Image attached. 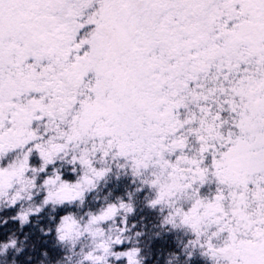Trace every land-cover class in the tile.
<instances>
[{
  "label": "rangeland",
  "instance_id": "obj_1",
  "mask_svg": "<svg viewBox=\"0 0 264 264\" xmlns=\"http://www.w3.org/2000/svg\"><path fill=\"white\" fill-rule=\"evenodd\" d=\"M95 2L101 4L93 15L98 28L110 25L111 44L107 46L113 68H101L90 80L88 73L94 75L96 65L105 66L104 53H96L93 62L84 61L86 79L80 72L72 84L66 83L64 104L53 93L56 81L50 85L51 81L47 84L40 76L32 78L33 91L48 93L53 105L48 154L43 157L49 161L48 168L44 173L35 151L32 157L38 163L33 165L31 179L20 180L23 189H32L28 202L14 209L11 202L0 199V220L4 215L8 220H3L14 222L16 228L0 236V264H53L64 252L77 264H90V258L94 264H137L133 260L136 243L131 249H110L121 230L127 236L130 233L122 213L118 220V211H111L122 205L123 177L131 173L128 181L135 183V173L140 174L147 192L142 195L143 208L155 223L169 228L173 191L169 179L159 180L158 173L171 171L172 157L185 154L183 146L189 140H231L264 147V0H80V27ZM78 28L66 46L74 43ZM33 40V51L44 54L41 41ZM104 45L92 44L96 50ZM155 65H161L162 71ZM207 75H217L218 83L208 81ZM203 78L206 90L197 84ZM71 87L78 90V106L68 90ZM143 101H155L158 109L167 108L171 114L185 108L202 111L206 104L215 114L207 119L208 125L216 127L213 131L194 127L142 132L137 112ZM220 116L224 124L218 129ZM167 117H159L161 125ZM53 122L58 124L57 133L52 130ZM202 122L207 124L199 117ZM57 144L61 148L54 147ZM69 201L75 213L61 214L71 207ZM138 236L131 232L130 237ZM193 260V264L206 263L205 259ZM250 262L222 259L221 264ZM253 262L264 264V259ZM165 264H169L166 259Z\"/></svg>",
  "mask_w": 264,
  "mask_h": 264
},
{
  "label": "flooded vegetation",
  "instance_id": "obj_2",
  "mask_svg": "<svg viewBox=\"0 0 264 264\" xmlns=\"http://www.w3.org/2000/svg\"><path fill=\"white\" fill-rule=\"evenodd\" d=\"M79 4L80 0H0V199L11 202L14 209L21 202H28L29 195H32V189H23L20 183L21 179H31L33 165L38 163L37 158L33 160L32 154L35 151L39 153L37 156L42 169L44 165V173L49 162L43 157L48 154L46 148L50 143L48 131L52 124L53 111L50 110L53 105L48 93L33 91L32 78L40 76L45 83L51 81L50 85L56 81L53 93L59 95L63 103L67 93L66 83L72 84L71 79L78 77L76 75L80 72L85 74L86 79L87 71L82 70L84 61L91 59L93 62L95 54L103 51L105 66L96 65L93 73L112 67V55L107 46L111 44L109 24L105 29L98 28L95 33L85 36L77 32L74 43L65 45L71 41L70 34H75L78 27L80 29ZM141 37L144 40L143 33ZM33 39L37 43L41 41L44 54L33 51L32 47L36 44ZM97 41L104 42V48L96 50L92 44ZM141 61L143 64L145 57ZM71 68L74 69L72 72ZM153 68L162 71L161 65ZM69 72L72 77H69ZM193 72L187 73L188 77ZM66 73L68 76H65ZM87 77L91 78L90 72ZM66 78L68 81H65ZM206 79L215 84L219 81L217 75H207ZM204 81L205 78L198 79L197 84L206 90L204 86L207 85L204 84L207 82ZM68 90H71L74 102H78V90L74 92L73 87ZM78 105L79 102L76 103ZM156 105L159 104L155 101L141 103L137 112L140 131L173 128L189 131L194 127L213 131L216 127L208 125L207 119L215 114L206 104L202 111L196 107L193 113L190 108H185L172 114L167 108L158 109ZM224 113L228 115L229 109L225 107ZM167 114L165 123L161 125L159 117ZM199 117L206 119L207 124H200ZM220 120L218 129L224 124L222 116ZM57 127L58 124L53 122L55 133L58 132ZM139 136L143 138V134ZM54 147L61 148V145ZM183 148H186V155L172 157L169 164L171 171L158 173L159 180L169 179L173 191L169 199L172 214L169 228L157 221L155 225L156 228L162 227L160 231L136 238L130 237L131 234L125 235L126 230H121L120 238L111 247L125 243V247L131 249L130 245L136 243L138 249H134L136 258L133 260L142 259V254L144 258L150 255V250H154L159 255L156 264H163L161 255L168 258L169 264H175L170 260L188 264L186 260L193 258L205 259V264H221L222 259L263 260L264 147L242 145L240 141L201 139L195 142L189 140ZM130 174L121 181L125 180L121 205L122 211L126 212L123 215L125 225L143 228L145 208L141 200H144L142 195L147 193L144 179L135 173L136 182L128 181ZM141 175L145 176L143 172ZM153 179L156 178L153 176ZM157 205L158 210L160 203ZM113 210L117 212V207L113 206ZM12 227L15 228L14 222Z\"/></svg>",
  "mask_w": 264,
  "mask_h": 264
},
{
  "label": "trees",
  "instance_id": "obj_3",
  "mask_svg": "<svg viewBox=\"0 0 264 264\" xmlns=\"http://www.w3.org/2000/svg\"><path fill=\"white\" fill-rule=\"evenodd\" d=\"M1 219H2V221L0 220V236L2 235V233H4L3 234V236H4V235H6L5 233H9L10 232L11 224H10V221L3 220V219L8 220L4 215L1 217ZM151 224H154L153 221H151ZM5 225H7V227L5 229H2V227H4Z\"/></svg>",
  "mask_w": 264,
  "mask_h": 264
}]
</instances>
